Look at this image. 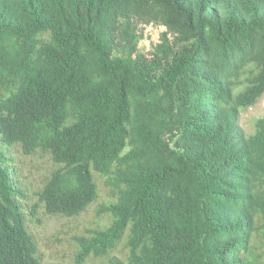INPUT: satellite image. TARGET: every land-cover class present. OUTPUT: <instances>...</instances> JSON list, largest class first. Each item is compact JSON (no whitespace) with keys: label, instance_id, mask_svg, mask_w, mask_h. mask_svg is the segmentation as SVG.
I'll return each instance as SVG.
<instances>
[{"label":"trees","instance_id":"obj_1","mask_svg":"<svg viewBox=\"0 0 264 264\" xmlns=\"http://www.w3.org/2000/svg\"><path fill=\"white\" fill-rule=\"evenodd\" d=\"M263 96L264 0H0V142L57 166L30 191L0 150V264H44L30 221L85 213L95 174L112 222L74 264H264Z\"/></svg>","mask_w":264,"mask_h":264},{"label":"rangeland","instance_id":"obj_2","mask_svg":"<svg viewBox=\"0 0 264 264\" xmlns=\"http://www.w3.org/2000/svg\"><path fill=\"white\" fill-rule=\"evenodd\" d=\"M164 31L166 28L161 26L143 25L139 27L138 34L143 37L139 41L138 50L149 55L153 47L160 42L161 34ZM260 118H264V96L256 105L241 113L239 121L241 131L247 136L252 135L255 130V122ZM0 150L9 155L13 168L16 169V181H19L23 188L30 189V191L40 187L50 172L57 168L49 157H24L16 146H8L0 142ZM94 176H96L100 189V199L91 205L85 213L76 218H68L48 215L44 209H40L37 213L41 221H37V219L30 221V229L38 240L44 255V264H74L73 259L76 252L74 238L87 230L104 229L111 224V217L103 219L97 213L101 205L110 200L108 190L104 186L105 178L96 174ZM128 233L129 230L120 244L119 250L113 254L114 256H122L121 251H123ZM108 258L110 256L93 263L90 261L87 264H107Z\"/></svg>","mask_w":264,"mask_h":264}]
</instances>
